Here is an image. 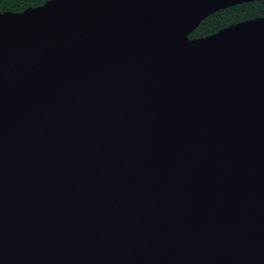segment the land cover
I'll list each match as a JSON object with an SVG mask.
<instances>
[{"label":"water","instance_id":"obj_1","mask_svg":"<svg viewBox=\"0 0 264 264\" xmlns=\"http://www.w3.org/2000/svg\"><path fill=\"white\" fill-rule=\"evenodd\" d=\"M252 0L0 12V264H264V16Z\"/></svg>","mask_w":264,"mask_h":264},{"label":"trees","instance_id":"obj_2","mask_svg":"<svg viewBox=\"0 0 264 264\" xmlns=\"http://www.w3.org/2000/svg\"><path fill=\"white\" fill-rule=\"evenodd\" d=\"M47 0H0V12H20ZM264 15V0L237 4L206 17L190 36H204L242 19Z\"/></svg>","mask_w":264,"mask_h":264},{"label":"flooded vegetation","instance_id":"obj_3","mask_svg":"<svg viewBox=\"0 0 264 264\" xmlns=\"http://www.w3.org/2000/svg\"><path fill=\"white\" fill-rule=\"evenodd\" d=\"M252 1H259V0H252ZM252 1H248V2H252ZM243 3H246V2H243ZM239 4H241V3H239ZM237 5V4H236ZM233 6H235V5H233ZM229 7H232V6H229ZM229 7H226V8H229ZM226 8H223V9H226ZM219 10H222V9H219ZM219 10H217V11H219ZM217 11H215V12H217ZM215 12H213V13H215ZM213 13H211V14H213ZM211 14H209V15H211ZM208 15V16H209ZM207 16V17H208ZM262 16H264V15H261V16H255V17H250V18H246V19H242V20H240V21H243V20H248V19H252V18H256V17H262ZM206 18V17H205ZM204 18V19H205ZM204 19H202L201 20V22L204 20ZM240 21H237V22H240ZM201 22L198 24V26L201 24ZM237 22H234V23H237ZM234 23H230V24H228L227 26H229V25H231V24H234ZM198 26H196L189 34H188V37L189 38H200V37H205V36H208V35H210V34H213V33H216L218 30H220L221 28H224V27H226V26H224V27H221V28H219L218 30H216V31H214V32H212V33H209V34H207V35H204V36H190V34L198 27Z\"/></svg>","mask_w":264,"mask_h":264}]
</instances>
